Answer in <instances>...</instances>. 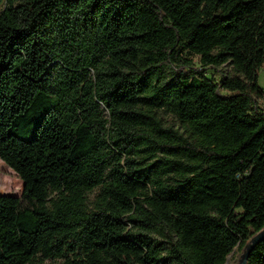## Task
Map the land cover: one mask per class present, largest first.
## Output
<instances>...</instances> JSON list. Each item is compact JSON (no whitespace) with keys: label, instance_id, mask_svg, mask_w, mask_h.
Here are the masks:
<instances>
[{"label":"trees","instance_id":"1","mask_svg":"<svg viewBox=\"0 0 264 264\" xmlns=\"http://www.w3.org/2000/svg\"><path fill=\"white\" fill-rule=\"evenodd\" d=\"M263 65L264 0H0V160L23 183L0 188V264L244 251L264 229Z\"/></svg>","mask_w":264,"mask_h":264},{"label":"rangeland","instance_id":"2","mask_svg":"<svg viewBox=\"0 0 264 264\" xmlns=\"http://www.w3.org/2000/svg\"><path fill=\"white\" fill-rule=\"evenodd\" d=\"M211 72L207 73V76L210 77ZM258 85L264 91V65L258 72ZM262 105L264 107V99L262 101ZM0 188L5 190L4 195H11L20 197L23 190V183L17 177V175L12 171L8 166H6L0 160ZM3 194V193H2ZM1 194V195H2ZM93 198V196H91ZM242 252L236 251L232 255L227 258L225 264H238ZM43 264H59V261H46Z\"/></svg>","mask_w":264,"mask_h":264},{"label":"water","instance_id":"3","mask_svg":"<svg viewBox=\"0 0 264 264\" xmlns=\"http://www.w3.org/2000/svg\"><path fill=\"white\" fill-rule=\"evenodd\" d=\"M1 195V194H0ZM264 239V229L257 233L250 242L245 246L244 251L240 257L238 264H246L247 258L249 256V253L252 251V249Z\"/></svg>","mask_w":264,"mask_h":264}]
</instances>
